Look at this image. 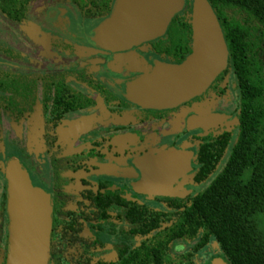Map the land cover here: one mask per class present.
Segmentation results:
<instances>
[{
	"label": "flooded vegetation",
	"instance_id": "af4514ba",
	"mask_svg": "<svg viewBox=\"0 0 264 264\" xmlns=\"http://www.w3.org/2000/svg\"><path fill=\"white\" fill-rule=\"evenodd\" d=\"M36 1H39L40 11H43L44 21L41 17L33 18L34 21L29 17L31 5ZM40 1H29L22 22L9 19L1 11L0 14L15 23L34 47L40 45L43 56L50 57L58 67L34 69L26 73L0 67L18 75L38 76V102L33 113L19 124L14 123L8 115H3L18 129L25 123L27 133L30 131L32 135L35 131L33 116L36 115L40 130L34 138L41 143L49 157L51 191L35 184L27 166L17 159L25 166L31 183L50 195L51 219L55 185L50 154L54 152L63 158V178L59 189L63 192L65 264L73 263L69 258L77 254L92 256V262L97 261L98 256L114 261L122 250V239L127 250L133 245V204L167 213L175 212L178 207L190 204L192 197L204 190L221 171L237 132L238 85L227 62L226 68L199 94L171 107H145L129 98L128 84L151 70L157 61L181 63L191 52L192 39L188 42L189 52L179 50L177 45H170L169 23L162 36L125 50H111L98 45L93 37L97 25L112 12L115 0H59L63 7L54 6L51 0L46 3ZM190 3L191 8L187 13L189 20L192 0ZM184 7L185 0L177 14H182ZM48 19L59 32L45 28L43 24ZM1 48L8 49L12 55ZM0 52L13 60L23 57L17 49L4 45H0ZM61 54L63 58L57 60L56 57ZM33 56L38 58L36 54ZM49 75H53L50 78H58L61 86L63 81V115L58 120L54 119L58 124L53 131L52 152L46 148L44 126L48 123L42 117L44 110H52V102L45 104L41 98L42 77L49 78ZM52 91L54 94V89ZM62 126L68 130L71 127L82 129L77 134L69 133L61 142L59 130ZM227 137L228 144L223 156L214 170L203 177L206 152L214 153L213 150ZM166 150L182 152L180 159L163 160L159 154ZM164 165L174 167L173 170L169 168L173 173L161 172L159 166ZM153 191L164 193H151ZM7 197L6 180L5 191L0 194V264H5L6 259L9 223ZM5 213L7 234L3 243L2 222ZM194 243L176 241L172 244V251L180 254L191 249ZM174 245H179L178 250H174ZM184 245L186 247L182 249ZM215 247V243H210L198 251L194 257L195 263L201 264L200 254L207 249H218Z\"/></svg>",
	"mask_w": 264,
	"mask_h": 264
},
{
	"label": "trees",
	"instance_id": "16d2710c",
	"mask_svg": "<svg viewBox=\"0 0 264 264\" xmlns=\"http://www.w3.org/2000/svg\"><path fill=\"white\" fill-rule=\"evenodd\" d=\"M30 0H0V11L13 21H24ZM221 26L228 49V67L239 89V116L234 142L226 162L209 185L190 204L167 213L132 205V247L121 241L114 261L77 254L69 264H196L194 257L215 243L227 264H264V0H208ZM191 3L170 21L168 41L189 52ZM3 49V48H1ZM4 52L12 55L8 49ZM183 54L181 55V57ZM226 71L222 74L224 75ZM53 75H49V78ZM38 76H23L0 69V118L20 121L33 113L38 102ZM42 77V102L52 110L42 112L46 148L52 152L55 120L63 115V81ZM50 81V83L48 82ZM54 89V94L53 90ZM83 103L82 105H84ZM52 124V125H49ZM1 132V131H0ZM1 142V133H0ZM228 137L214 153L206 152L203 177L214 170ZM53 197L49 264H65L63 256V158L50 154ZM176 241L195 242L191 249L173 253ZM5 258V254H4Z\"/></svg>",
	"mask_w": 264,
	"mask_h": 264
},
{
	"label": "water",
	"instance_id": "95a60500",
	"mask_svg": "<svg viewBox=\"0 0 264 264\" xmlns=\"http://www.w3.org/2000/svg\"><path fill=\"white\" fill-rule=\"evenodd\" d=\"M183 6L184 0H115L110 15L95 28L93 39L111 50L128 49L162 36ZM190 17L191 52L179 64L157 61L151 70L129 83L128 96L133 101L145 107L174 106L202 92L226 68L227 45L208 0H192ZM180 153L166 150L159 155L163 160L178 161ZM159 168L161 172L174 169L167 165ZM5 177L9 217L5 264H49L50 195L31 183L25 166L17 158L8 162ZM210 264L227 262L219 256Z\"/></svg>",
	"mask_w": 264,
	"mask_h": 264
},
{
	"label": "rangeland",
	"instance_id": "374dc122",
	"mask_svg": "<svg viewBox=\"0 0 264 264\" xmlns=\"http://www.w3.org/2000/svg\"><path fill=\"white\" fill-rule=\"evenodd\" d=\"M50 2V0H41ZM40 1V2H41ZM54 2V6H61L62 3L59 0H51ZM36 1L31 5L30 10V19L41 17L44 21V16L42 15L43 11L41 7L38 6ZM42 21V22H43ZM46 29L51 31L59 32L55 27H52L51 21L45 20L43 24ZM28 37L22 32L21 29L15 23L10 22L0 14V45L7 47L15 48L22 53V58L19 60H13L0 52V67L5 69H12L19 72H30L34 69L38 70H50L58 67V64L52 62L50 57L43 56V50L40 45L38 48L34 47V44L27 39ZM37 55L38 58H35L33 55ZM63 58V54L56 57L57 60ZM42 59V60H41ZM41 66V67H38ZM36 115L33 116L35 120L34 124V134L30 131L27 133L26 124L23 123L21 128L13 127L10 124V120L6 115L2 116V122L0 125L1 133V142H0V194L5 191L6 187V178L4 172L9 160L12 158H19L27 166L29 171L32 174V178L35 184L43 186L47 191H51V168L49 163L48 154L42 149L41 143L35 141V134L39 133L40 127L37 125ZM77 130V127H71L69 130L63 129V126L59 130L60 140L63 142V138H66L69 133L77 134L80 130ZM143 199V197H141ZM3 225V238L5 243L6 234H7V217L6 213L4 215ZM109 240L108 237H105ZM179 244V243H178ZM177 245V244H176ZM175 246V245H174ZM179 246V245H178ZM178 246L174 247V250H178ZM186 245L182 249H184ZM217 248V247H215ZM111 254V253H110ZM221 256L218 249H207L200 254L201 264H208L210 259Z\"/></svg>",
	"mask_w": 264,
	"mask_h": 264
}]
</instances>
